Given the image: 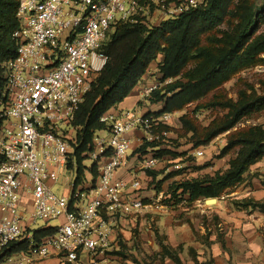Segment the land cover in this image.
<instances>
[{"label":"built area","instance_id":"obj_1","mask_svg":"<svg viewBox=\"0 0 264 264\" xmlns=\"http://www.w3.org/2000/svg\"><path fill=\"white\" fill-rule=\"evenodd\" d=\"M209 0H19L14 58L2 64L0 91V264H93L116 244L123 218L164 212L163 196L142 197L143 181L132 171L155 170L161 159L134 146L165 142L161 130L172 113L111 109L102 116L87 159L90 178L76 167V117L107 64L102 51L120 24L148 26L208 6ZM166 83V82H165ZM161 84L147 90L151 98ZM76 147V148H75ZM196 150L194 156L203 158ZM73 157V160H72ZM97 173L94 181L92 170ZM130 169V170H129ZM174 169L180 170L176 163ZM86 171V170H84ZM128 171V180L119 173ZM95 182V183H94ZM64 187V191L55 190ZM71 194L70 197L68 195ZM206 200L197 203L205 205ZM37 239L36 232L53 228ZM45 223L39 230L33 225ZM24 245L20 252L14 246Z\"/></svg>","mask_w":264,"mask_h":264},{"label":"trees","instance_id":"obj_2","mask_svg":"<svg viewBox=\"0 0 264 264\" xmlns=\"http://www.w3.org/2000/svg\"><path fill=\"white\" fill-rule=\"evenodd\" d=\"M18 7L19 0H0V91L5 85L2 64L14 58L16 53L12 36L19 29ZM263 14L264 3L259 7L257 0H209L206 8L165 22L157 28L131 23L118 25L102 51L108 58L107 64L85 97L74 123L81 128L79 147H75L80 177L85 170L83 162L87 160L86 153L92 144L93 134L104 129L100 122L102 116L131 95L151 64L160 56L163 57L159 66L163 82L182 76L188 82L177 80L152 93L150 102L163 105L157 115L176 113L199 101L204 108L228 111L208 128H200L189 117L182 118L183 131L186 134L194 133L200 146H207L218 136L232 131L243 119L264 113V93L260 95L246 86L238 90L237 99L233 101L223 90L232 77L261 61L264 35H258V31L264 20ZM230 19L238 22L234 32L218 38L219 28ZM156 146L146 144L139 152L146 155L147 148ZM232 152L237 154V158L226 171L177 184V193L181 191L178 202L187 200L194 204L200 200L220 199L232 193L243 183L244 175L264 161V131L252 128L230 134L228 146L223 149L219 159ZM170 154L167 150L155 152L158 158ZM92 176L96 181L94 169ZM234 207L264 214L263 201L244 199L235 202ZM54 232V228L40 230L36 232V238L41 239ZM22 249L26 250V247L14 246L12 252ZM164 249L176 264H182L177 251L168 246ZM190 253L194 256V251Z\"/></svg>","mask_w":264,"mask_h":264},{"label":"rangeland","instance_id":"obj_3","mask_svg":"<svg viewBox=\"0 0 264 264\" xmlns=\"http://www.w3.org/2000/svg\"><path fill=\"white\" fill-rule=\"evenodd\" d=\"M263 3L264 0H257V5L259 7H262ZM162 17V14L155 12L147 27L152 29L162 26L164 24V20L161 19ZM231 20L232 19L227 20V22L219 28L218 38L222 39L225 35L234 32L238 22L234 23ZM116 28L111 35L114 34ZM261 34L264 35V20L261 22L258 31V35ZM261 58V61H259L256 66L241 71L223 86V90L229 99L236 101L238 90L246 86L255 89L260 95L264 93V55H262ZM154 65H156V67H154ZM149 69L147 71L150 72L149 76H155L157 73V64H153L151 71H149ZM162 78L163 75L160 73V82L158 83L161 84V86L158 90L167 87L168 84L174 83L177 80L188 82L185 76L173 80L169 79L166 83L161 80ZM140 105L145 108V111L142 113L159 116L154 113H149L152 112L150 111V106L154 105L151 102L148 105L143 103ZM157 106L160 108V105ZM157 106L153 108V110H157ZM227 113L228 111L224 112L221 108H204L200 101L187 106L182 111L172 113V120L166 125H162L160 128L168 133L165 142L157 144L153 149L147 148V151L152 149L154 150V153L156 151L167 150L171 152V154L161 157L160 159L166 158V161L162 162L155 170L144 172L138 168L132 169V171H135L136 175L140 177L144 183L143 190L141 191L142 197H144L143 193L147 192L146 189L155 192H165V199H169L163 200L162 205L167 206L168 209L164 212L159 211L155 214H149L143 217L137 216L135 218L121 219L115 228L117 241L113 249L104 257L96 259L93 264H164L165 259H171L174 261V259L166 253V249L164 248L169 246L172 250L177 251L178 254L182 253L183 250H177L168 245V243L170 244V241L168 240V237L165 236L166 232L164 229L166 220H170V223L172 224L171 227L173 228L189 222L203 229V227L206 226L212 227V224L216 223L214 219L216 214L212 212V208L215 204L203 205L197 202L190 204L187 200H183L179 203L178 201L181 200L179 196L181 191L177 193V184L183 183L186 180L204 178L206 175H213L217 171H226L231 162L237 158V154L232 152L219 159L223 149L228 146L230 134L245 132L252 128H260L264 131V113L243 119L232 131L218 136L207 146H200L198 144V139L194 138V133L190 132L186 134L183 131L181 120L182 118L189 117L190 120H192L194 124L200 126V128H208L218 119L223 118ZM80 131L81 130L76 129L73 133V139H78ZM143 146L144 145H142V147ZM140 149L135 148L133 154L134 157L137 154L142 155V153L139 152ZM199 149H202L205 152L203 158L194 156V152ZM148 154H151V152L148 151ZM172 160L178 162L181 166L180 170L172 168L174 165L169 162ZM91 166L92 163L89 162L88 159L83 162V168L87 170L84 171L83 169V174H85L88 179L90 178L91 170L89 169ZM135 166L136 164L134 167ZM71 167H76L78 169L77 164L74 165L73 161ZM178 173L179 177L175 178V176H178L176 175ZM147 176L154 178L153 183H151L149 187H146ZM263 181L264 161L253 166L250 171L244 175L243 183L233 190L232 193L230 192L229 195H225L222 198L227 199L226 196L234 197L236 199L234 204L235 202L244 199L254 200L252 193L255 192V189L259 188L260 183ZM64 189V187L55 188V190L61 192H63ZM70 196L71 194L68 195V197ZM45 225V223H37L36 225H33V229L39 230ZM49 225L54 228L59 225V222L54 221L49 223ZM222 227L223 226L221 225L220 228ZM189 255L191 254L189 253ZM181 256L183 260H187L188 253H182ZM47 261L41 264H47Z\"/></svg>","mask_w":264,"mask_h":264},{"label":"crops","instance_id":"obj_4","mask_svg":"<svg viewBox=\"0 0 264 264\" xmlns=\"http://www.w3.org/2000/svg\"><path fill=\"white\" fill-rule=\"evenodd\" d=\"M162 62L163 57L160 56L151 66L153 67V64H157L155 76L152 75L151 77L149 76L150 72H147L131 95L114 109H138L142 112L145 111V108L141 107L140 104H150V97L146 96V92L152 86L159 84L160 73L158 67ZM151 67L149 71H151ZM158 105H160V108L157 105L150 106V111L152 112L149 113H159L163 105ZM156 106L159 109L153 110ZM139 137L140 134L138 133V140L136 141L134 150L135 148L140 149L142 147L139 143ZM165 161L166 158H162L159 165ZM169 162L173 163V165L178 163L174 160ZM133 168L134 166H131L130 169L132 170ZM172 168L174 169V166ZM127 172H120L119 177L125 180L130 179ZM178 177L179 175L175 176V178ZM146 179L148 180H146V187H149L153 183L154 178L147 176ZM263 182L252 193L253 199L256 201H264ZM146 190L147 192L143 193L146 199H156L159 196L165 198V192ZM226 197L227 199H217V203L212 208V212L216 214L214 218L216 223L212 224V227L206 226L202 229L193 223L187 222L173 228L171 227L170 220H166L164 229L166 232L165 236L170 241L168 245L177 250H183L182 253H188L187 260H183L182 253H179L182 264H202L208 262L212 264H264V214L251 210L236 209L233 204L236 199L234 197ZM221 225L223 226L222 228H220ZM191 251H194V256H191ZM47 264H59V261L50 259L47 261ZM164 264L176 263L171 259H165Z\"/></svg>","mask_w":264,"mask_h":264},{"label":"water","instance_id":"obj_5","mask_svg":"<svg viewBox=\"0 0 264 264\" xmlns=\"http://www.w3.org/2000/svg\"><path fill=\"white\" fill-rule=\"evenodd\" d=\"M206 204H216L217 203V199H207L205 201Z\"/></svg>","mask_w":264,"mask_h":264}]
</instances>
